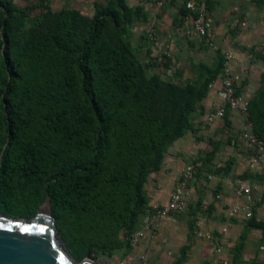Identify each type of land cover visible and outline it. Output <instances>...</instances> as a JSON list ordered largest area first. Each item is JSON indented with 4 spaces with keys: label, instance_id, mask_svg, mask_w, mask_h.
<instances>
[{
    "label": "trees",
    "instance_id": "16d2710c",
    "mask_svg": "<svg viewBox=\"0 0 264 264\" xmlns=\"http://www.w3.org/2000/svg\"><path fill=\"white\" fill-rule=\"evenodd\" d=\"M184 1L173 24L188 13ZM146 18L139 4L106 0L90 16L59 8L28 23L13 0H0V211L33 216L49 193L78 258L130 253L129 235L146 209L145 178L190 127L220 72L222 59L217 67L200 62L194 83L148 75L127 38L132 22ZM247 112L264 143V70ZM262 226L252 213L245 219V228Z\"/></svg>",
    "mask_w": 264,
    "mask_h": 264
},
{
    "label": "crops",
    "instance_id": "0c3cea01",
    "mask_svg": "<svg viewBox=\"0 0 264 264\" xmlns=\"http://www.w3.org/2000/svg\"><path fill=\"white\" fill-rule=\"evenodd\" d=\"M125 3L128 6L139 4L143 7V11L147 15L146 20H149L145 25L143 24V31L148 25H152L158 34L162 32L165 34L161 22L168 18L170 23L166 30L168 37L162 35L161 39L159 37V43L165 55L166 51L169 52L175 47L176 35L178 38H186L189 33H194L192 27L188 30L189 21L187 19L183 18L173 24V18L178 15L177 10L181 5L177 0H165L161 7H156L150 0H132L130 3L125 0ZM160 11L162 12L160 13ZM206 11L208 13L207 8ZM229 13L228 11L225 13V15L231 16L226 19V23L236 24L242 29L238 35L229 34V37L221 42V50L232 54V70L240 76V81H242L239 93L248 102L259 86V75L264 70V64L258 57L247 59L248 54L241 56L232 47L255 46L261 36V25L255 16L257 14L255 10L243 12L238 8L233 14L234 17ZM240 14L244 15L237 20L236 16ZM209 22L211 21L209 20ZM146 43L142 46L140 55L143 57L145 54L152 59L151 45L148 41ZM155 65L156 72L162 70L163 64ZM218 88L219 81L215 78L207 87V92L199 101L196 110L190 115V127L167 146L158 170L150 172L146 176L143 183L147 198L146 209L138 218V224H140L148 207L165 202L168 193L176 184L183 166L194 160L200 165L201 171L212 174L214 178L212 189L209 185L195 181L189 189L190 194L197 193L190 203L193 207L198 205V208L201 209L199 212L201 214H196V218L194 217L193 226L201 233H210L211 238L205 239L195 235L197 238H192L183 251H181L183 244L175 249V257L171 256L163 248L164 246L153 243L152 238L140 241L128 254L133 258L134 264H264V200H261L264 197V160L260 161L254 169L247 167L252 149L238 135L241 117L236 111H226L225 117L228 120V126H224L223 117L205 123L204 116L222 103V99L218 95ZM203 135H207V137ZM206 142L207 147L202 152L200 147L205 146ZM213 144L216 145L213 154L210 159L203 161L205 153L211 149ZM223 153L224 161L219 163L216 159ZM226 163L229 165L226 171L220 173L212 171L225 166ZM236 178H242L257 186V189L252 193L254 202L251 206V213L254 219L261 222L263 226L261 228H245V219L237 216L231 219L226 230L220 233L219 230L225 224L224 217L229 206L237 202V197L234 194ZM238 242L241 243V247L237 250ZM217 247H219L218 251L215 250ZM235 251L236 253L233 255ZM140 255L143 256L142 259H138ZM124 258H115L112 264H116Z\"/></svg>",
    "mask_w": 264,
    "mask_h": 264
},
{
    "label": "rangeland",
    "instance_id": "374dc122",
    "mask_svg": "<svg viewBox=\"0 0 264 264\" xmlns=\"http://www.w3.org/2000/svg\"><path fill=\"white\" fill-rule=\"evenodd\" d=\"M127 1L130 3L132 0ZM158 1L160 0H150V2H153L156 7L163 6L165 0H163L160 5L157 4ZM181 1L182 0H177L179 3H181ZM198 1L202 2L204 7H208L207 17L211 21L208 37L199 38L194 33H189V36L186 38H178V35H176L177 43H175V47L170 50L171 52L166 51L167 54L165 56L167 60L166 63L161 66L162 70L159 72L155 71L154 68L156 63L152 61L151 58L145 54L143 57L140 55L142 46L147 44V40L144 38L142 39V36L144 35L143 24L145 25V23L149 20L132 22L127 33V38L130 41L131 46L134 48L133 52L137 59L142 65H145V71L148 75L152 73H158L161 80L172 83L177 81H189L194 83L195 81L200 80L201 74L198 72V64L201 62L210 67H217L218 63H220L221 59L223 58L224 53L221 50V42L225 38L229 37V34L238 35L241 31L242 28L237 27L236 24L231 25V23H226V19L231 17L229 15H225L226 11H228V13L230 12L229 14L234 17L235 15L233 14L238 10V8L243 12L247 10H255L257 12L255 16L259 20V25H261V36H259L258 43H256L255 46L245 47L243 45H238L232 48L237 50L241 56L248 54V57L246 56L247 59L258 57L264 64V0H262L260 6H255L252 0ZM13 2L16 6L20 7L24 11L26 20L28 23H30L31 21L37 19L45 10H57L59 8H76L82 14L90 16L95 8L99 5L105 4L106 0H13ZM161 12L162 11H160V13ZM243 15L244 14L237 15V20L242 18ZM166 19V21L161 22L165 34H163V32L161 34L159 33V37L161 35L168 37L166 35V30L170 26V23L168 18ZM188 24V30H190L191 25L190 23ZM165 70H167L169 73H166L167 71ZM215 78H217V76ZM241 82L242 81H240V84ZM203 136L207 137V135ZM206 147L207 142L205 143V146L200 147L201 151L203 152ZM223 155L224 153L221 156L219 155L216 161L219 163L224 161L222 158ZM199 166L200 165H198L197 168ZM193 179L194 180H191L189 183V189L192 187V183L194 181L200 184L203 183L204 185H209L211 187L210 189L213 188V175L206 173V171H196V175ZM196 195L197 193L190 194L189 192L186 198L187 208L183 212L172 213L166 219L160 221L152 234V240H154L153 243L164 246L163 248L173 257H175V249L179 245L183 244L182 246L187 247L192 238L196 237L195 231L198 230L194 228L193 225L196 218L195 215L201 214L199 213L201 209L198 207H193L190 203L191 199ZM200 196H202V194ZM188 226L192 228L191 231H189ZM125 256L121 250H116L109 257L99 254L94 256L93 259L96 264H112L115 258L121 259Z\"/></svg>",
    "mask_w": 264,
    "mask_h": 264
},
{
    "label": "built area",
    "instance_id": "2783aa9c",
    "mask_svg": "<svg viewBox=\"0 0 264 264\" xmlns=\"http://www.w3.org/2000/svg\"><path fill=\"white\" fill-rule=\"evenodd\" d=\"M163 0L157 2L158 5ZM184 7L188 13L184 16L192 27V31L199 38H206L209 35L210 22L207 17V11L202 3H197L196 0H185ZM146 40L150 43L152 49V59L157 65L166 63V56L161 49L158 32L152 25H148L144 30ZM232 54L224 52L220 72L217 75L219 81L218 95L222 99V103L214 110L204 116L205 123L212 122L215 118L223 117L225 111H236L241 117V126L239 128V137L252 149V154L247 162L249 169H254L260 161L264 160V143L252 131V123L248 118L247 100L243 99L240 93H236L239 88L240 76L233 72L231 66ZM210 83L207 85V87ZM198 163L191 161L183 166L181 174L168 193L165 202L153 204L147 208L144 219L138 227L129 235L128 241L131 249L140 241L151 239L153 232L158 223L166 219L172 213L183 212L187 208L186 198L189 194V183L196 175ZM257 186L248 183L242 178H236L234 181V194L237 197V202L231 204L225 214V224L220 228V233L226 230L229 221L234 217L240 216L247 219L251 216V206L254 202L253 191ZM195 235L205 239L211 238L210 233H201L195 231ZM216 251L219 247L215 248ZM140 255L138 259H142ZM134 264L133 258L126 256L116 264Z\"/></svg>",
    "mask_w": 264,
    "mask_h": 264
},
{
    "label": "water",
    "instance_id": "95a60500",
    "mask_svg": "<svg viewBox=\"0 0 264 264\" xmlns=\"http://www.w3.org/2000/svg\"><path fill=\"white\" fill-rule=\"evenodd\" d=\"M0 264L96 263L92 250L84 258L70 250L47 193L33 216L0 211Z\"/></svg>",
    "mask_w": 264,
    "mask_h": 264
}]
</instances>
